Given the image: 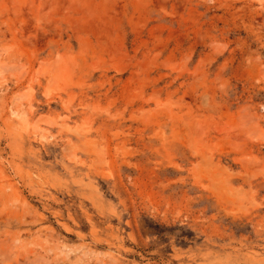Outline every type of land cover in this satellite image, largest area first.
<instances>
[{"label":"rangeland","instance_id":"rangeland-1","mask_svg":"<svg viewBox=\"0 0 264 264\" xmlns=\"http://www.w3.org/2000/svg\"><path fill=\"white\" fill-rule=\"evenodd\" d=\"M0 264H264V0H0Z\"/></svg>","mask_w":264,"mask_h":264}]
</instances>
